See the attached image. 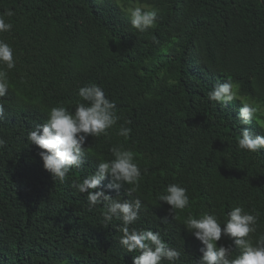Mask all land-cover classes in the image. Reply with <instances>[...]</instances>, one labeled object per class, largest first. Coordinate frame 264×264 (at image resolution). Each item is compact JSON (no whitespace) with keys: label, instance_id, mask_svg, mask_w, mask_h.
<instances>
[{"label":"trees","instance_id":"16d2710c","mask_svg":"<svg viewBox=\"0 0 264 264\" xmlns=\"http://www.w3.org/2000/svg\"><path fill=\"white\" fill-rule=\"evenodd\" d=\"M158 11L145 32L131 27L116 0H0L12 24L0 39L13 49L8 91L0 96V264H132L119 239L122 221L106 222L104 204L89 207L74 182L92 176L112 148L131 150L141 177L115 200L142 207L129 229L153 230L181 255L175 264H197L201 242L183 221L214 214L223 228L240 206L257 216L253 245L264 236V148L239 149L242 102L258 106L264 121V0H127ZM150 9V10H151ZM12 10L13 15H5ZM238 85L239 99L218 104L208 92L219 82ZM96 84L115 102L116 124L89 136L85 163L61 182L44 169L28 133L46 123L48 110L70 112L85 103L78 92ZM131 129L119 136L121 127ZM187 190L189 206L170 214L158 194L169 184ZM218 245L232 247L223 237ZM161 264H169L163 260Z\"/></svg>","mask_w":264,"mask_h":264},{"label":"clouds","instance_id":"9594fccd","mask_svg":"<svg viewBox=\"0 0 264 264\" xmlns=\"http://www.w3.org/2000/svg\"><path fill=\"white\" fill-rule=\"evenodd\" d=\"M5 15L11 17L12 10H6ZM131 27L139 32H145L156 23L158 11L148 10L146 7H132L128 10ZM12 28L10 22H6L4 16H0V33L8 32ZM0 66H6L8 70L15 67L12 47L0 39ZM9 88V82L5 71L0 70V96H4ZM79 97L85 103H79L74 112L67 108L52 107L48 110L46 123L28 133L27 139L40 149L39 156L43 161V167L53 177L63 182L73 167H80L85 163L86 141L89 136L99 137L107 134V130L116 124L119 116L116 114L115 102L109 100L104 90L96 85L81 87ZM210 101L221 105L239 99L238 85L230 80L217 83L207 94ZM261 110L251 103L242 102L238 110V119L241 124L248 125L255 120L264 131V121L258 119ZM4 110L0 106V118H3ZM130 128L121 127L118 135L128 137ZM2 143V141H0ZM239 149L249 152H259L264 148V134H257L250 128H243L237 140ZM114 159L102 160L98 163L95 173L83 179L82 182H74L73 187L79 193H87L89 207L104 204L103 216L106 222H111L113 217L122 221L119 243L127 252H138L133 256L132 264H161L167 260L169 264H175L181 253L169 248L161 239L158 232L153 230L129 229L139 219L142 202L139 198L134 201L115 200L101 187L102 181H110L108 187L119 189L122 185H132L128 195L137 191L141 171L134 162V154L131 150L112 148ZM187 190L179 184H169L165 193L158 194L160 202L170 207L168 212L173 214L176 210H184L189 206ZM228 219L221 227L218 218L214 214L204 213L200 218L189 215L184 221L186 229L197 238L203 247L202 255L197 264H264V236L260 237L253 245L249 234L255 232L257 216L244 211L237 206L227 213ZM223 237L232 240L240 253L232 257V247L218 241Z\"/></svg>","mask_w":264,"mask_h":264},{"label":"rangeland","instance_id":"374dc122","mask_svg":"<svg viewBox=\"0 0 264 264\" xmlns=\"http://www.w3.org/2000/svg\"><path fill=\"white\" fill-rule=\"evenodd\" d=\"M121 6L122 8L125 10V12L128 14V10L132 7H146L148 10L151 9V7H149V5L147 4H141L139 2H133V1H127V0H116ZM239 96V95H238ZM251 103V102H250Z\"/></svg>","mask_w":264,"mask_h":264}]
</instances>
